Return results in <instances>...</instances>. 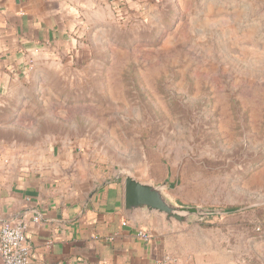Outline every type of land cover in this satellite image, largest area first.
<instances>
[{"label": "rangeland", "instance_id": "obj_1", "mask_svg": "<svg viewBox=\"0 0 264 264\" xmlns=\"http://www.w3.org/2000/svg\"><path fill=\"white\" fill-rule=\"evenodd\" d=\"M0 80V169L126 175L223 210L163 229L182 264H264V0H128ZM162 224V223H161Z\"/></svg>", "mask_w": 264, "mask_h": 264}, {"label": "crops", "instance_id": "obj_2", "mask_svg": "<svg viewBox=\"0 0 264 264\" xmlns=\"http://www.w3.org/2000/svg\"><path fill=\"white\" fill-rule=\"evenodd\" d=\"M122 1L0 0V80L26 76L43 57L68 47L73 33L113 16ZM18 220L24 223L28 264H182L159 217L126 220L118 179L49 186L33 175L0 169V221ZM165 257L173 262L163 263Z\"/></svg>", "mask_w": 264, "mask_h": 264}, {"label": "water", "instance_id": "obj_3", "mask_svg": "<svg viewBox=\"0 0 264 264\" xmlns=\"http://www.w3.org/2000/svg\"><path fill=\"white\" fill-rule=\"evenodd\" d=\"M123 213L127 221L154 215L159 217L165 229L201 221L212 215H222L220 209L185 206L175 203L166 193L167 181L156 185L144 183L131 175L123 178Z\"/></svg>", "mask_w": 264, "mask_h": 264}, {"label": "built area", "instance_id": "obj_4", "mask_svg": "<svg viewBox=\"0 0 264 264\" xmlns=\"http://www.w3.org/2000/svg\"><path fill=\"white\" fill-rule=\"evenodd\" d=\"M38 221V217H34ZM124 226L127 222L122 223ZM137 235L145 240L151 237L143 231ZM29 249L25 243L24 223L18 220L14 223L0 221V261L1 264H28ZM173 262L170 257H165L163 263Z\"/></svg>", "mask_w": 264, "mask_h": 264}, {"label": "trees", "instance_id": "obj_5", "mask_svg": "<svg viewBox=\"0 0 264 264\" xmlns=\"http://www.w3.org/2000/svg\"><path fill=\"white\" fill-rule=\"evenodd\" d=\"M238 210H239L238 207H227V208L224 209V212H225V214H229L230 215V214L237 213Z\"/></svg>", "mask_w": 264, "mask_h": 264}]
</instances>
